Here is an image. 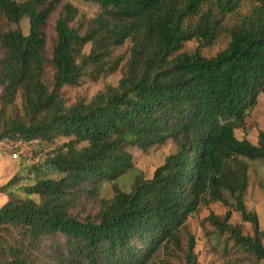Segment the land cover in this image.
<instances>
[{
  "label": "trees",
  "instance_id": "16d2710c",
  "mask_svg": "<svg viewBox=\"0 0 264 264\" xmlns=\"http://www.w3.org/2000/svg\"><path fill=\"white\" fill-rule=\"evenodd\" d=\"M66 1L0 0V21L16 26L0 31V145L35 146L0 186V264H148L179 247L189 217L211 203L252 225L253 236L231 227L232 210L208 218L264 262V229L245 206V161L264 162V132L256 144L235 134L264 93V0H81L99 10L87 27L73 25L78 10ZM245 1L254 6L240 16ZM61 7L49 53L45 28ZM230 17H239L232 27ZM224 31L230 42L215 57L182 52L191 41L210 47ZM127 43L129 58H115ZM122 63L117 85L67 106L65 86L108 77ZM18 98L21 112L7 114ZM168 142L176 152L152 179L136 176L129 192L117 186L134 170L130 149ZM105 181L114 183L111 200L98 196ZM88 199L100 200L99 212L81 218ZM194 249L191 241L186 264H199Z\"/></svg>",
  "mask_w": 264,
  "mask_h": 264
},
{
  "label": "rangeland",
  "instance_id": "374dc122",
  "mask_svg": "<svg viewBox=\"0 0 264 264\" xmlns=\"http://www.w3.org/2000/svg\"><path fill=\"white\" fill-rule=\"evenodd\" d=\"M23 2L25 0H15ZM66 3L72 5L78 10V17L73 25L83 23L87 27L90 21L98 14V6L95 4L84 3L81 0H67ZM253 4L245 1L240 10L239 15L250 14ZM61 8L52 16L45 28L48 41V50L51 53L52 47L56 40L55 25ZM239 17H230L228 27H232L238 23ZM16 29L15 25H9L5 20L0 21V31ZM20 29L24 34L29 32L28 20H23ZM230 42V37L226 31L221 33L215 43L210 47H201L197 41H191L184 45L182 52L194 53L199 51L200 54L207 58L215 57L219 52L225 50ZM91 46L85 47L84 52L88 54ZM130 44L127 43L121 48H117L113 52V56L129 58ZM2 49L0 47V58L2 57ZM121 64L119 70L108 77H100L98 81L94 80L90 74H87L78 86H65L62 94L67 106L74 105L78 100L84 99L89 101L99 91L107 85H117L122 77L125 68ZM53 69L47 67L44 73L45 82L50 85L53 81ZM3 88L0 85V111L4 110L1 102ZM22 103L18 98L15 104L6 110L7 114L12 112H21ZM264 132V93L258 98L257 105L249 110L245 125L243 128L236 130L235 134L239 139H247L253 144L257 143L258 135ZM66 140L59 139L54 147L62 144ZM34 145H25L17 152L14 148L6 143L0 145V186L5 185L22 166L28 164L32 157L31 151ZM133 156L134 170L126 178H124L117 186L124 192L131 190L132 183L136 176L144 179H152L155 171L164 164L166 158L176 152V146L173 142H168L164 146H156L146 152L138 149H130ZM17 155V156H14ZM23 156V157H22ZM25 160V161H23ZM248 165L249 185L245 196V206L248 211L256 213L259 218L260 229H264V162L262 161H245ZM99 199L111 200L115 196L114 183L101 182L98 192ZM7 201V197L0 195V208ZM99 201L88 199L84 200L79 215L81 218L95 216L99 212ZM232 203V200L230 201ZM228 210H232V216L229 221L231 227L243 226V234L253 236V227L249 223H243L241 215L235 212L232 207L224 206L222 203H211L207 206H201L200 209L189 217L185 226L180 230V245L175 247L170 245L166 250H161L148 264H186L185 256L188 251L190 242L195 243L194 254L199 264H264L257 262L248 253L244 252L237 246L229 233L221 234L209 221V217L213 214L216 217L223 218ZM264 244V243H263Z\"/></svg>",
  "mask_w": 264,
  "mask_h": 264
},
{
  "label": "built area",
  "instance_id": "2783aa9c",
  "mask_svg": "<svg viewBox=\"0 0 264 264\" xmlns=\"http://www.w3.org/2000/svg\"><path fill=\"white\" fill-rule=\"evenodd\" d=\"M14 156H16V155H14Z\"/></svg>",
  "mask_w": 264,
  "mask_h": 264
}]
</instances>
